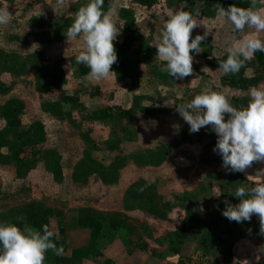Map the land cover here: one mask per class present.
<instances>
[{
  "label": "crops",
  "instance_id": "crops-1",
  "mask_svg": "<svg viewBox=\"0 0 264 264\" xmlns=\"http://www.w3.org/2000/svg\"><path fill=\"white\" fill-rule=\"evenodd\" d=\"M180 4L186 11L200 8L201 16L196 18L200 25L192 32L208 31L214 45L212 55L195 58L191 76L176 80L160 70L163 62H155L157 49L151 46L149 40L143 41L145 44L141 46L142 37L137 33L135 22L129 26L121 13L130 8L123 7L118 13L119 18L114 21L119 24L121 20L125 28L124 35H119L116 42L133 39L125 53L128 59L125 70L113 71L107 79L95 81L79 73L75 59H68L61 66L64 80L59 90L49 98L76 106L81 104V108L87 110L97 102L98 95L116 93L120 101L114 107L99 104L94 109V112L101 113L97 123L102 127L110 122L115 136V145L105 152L116 156L115 163L110 166L104 164L103 169L114 168L119 178L115 183L106 182L102 177L100 179L105 186L116 185L120 190V194L114 196L117 202L116 213L121 214L119 218L122 215L124 218L125 214L121 212L124 194L138 201H149V197L139 196L152 193L149 187L164 185L162 192L158 190V197L150 200L167 207L165 218L180 217L179 226L183 227L182 230L191 231L197 236L195 243L185 242L193 246L190 249L203 252L204 247L198 246L197 241L200 234H205L208 238L205 241L206 249L211 254L201 258L197 253L187 254L185 248L189 247L172 250L170 242L162 245L151 234H141V237L132 229L123 230L118 223L124 225V220L112 223V234L108 233L105 224H102L100 231L94 227H82L78 224L82 219L77 217L76 211H71L56 226L53 222L57 218L44 211L50 215L51 224L56 227L53 238L55 243L63 247L61 255L49 250L44 264H200L202 260L210 264H254V259L257 260L256 264H264V234L260 231V225H255L257 215L253 214L251 221L238 223L222 214L226 207L225 201L240 202L234 199L238 197H233L237 187L251 186L254 181L264 182L255 177L257 169L264 168V161L254 162L243 173L228 172L222 166L220 155L213 151L217 136L211 126L191 133L189 124L176 106L193 99L206 85L224 93L234 106H246L249 88L264 84V66L258 64L254 55L234 77L231 74L225 75L219 70V61L227 58L226 47L233 39L226 34L215 41L213 30H219L217 26L223 18H217L213 0L210 6L201 0H187ZM238 34L241 37L245 31ZM249 74L257 76L251 83L247 81ZM99 165L102 168V164ZM124 179L129 180L127 185L122 184ZM114 198L111 194L101 196L102 201L113 202ZM80 208L84 210L91 207ZM253 232H259L261 240L251 241ZM239 237L241 242L238 241ZM241 245L245 246L242 247L244 251ZM236 249L241 250L242 254L238 250L241 258H238ZM218 250H227L225 263H221L220 257L213 256Z\"/></svg>",
  "mask_w": 264,
  "mask_h": 264
},
{
  "label": "rangeland",
  "instance_id": "rangeland-1",
  "mask_svg": "<svg viewBox=\"0 0 264 264\" xmlns=\"http://www.w3.org/2000/svg\"><path fill=\"white\" fill-rule=\"evenodd\" d=\"M201 1L209 6L212 3V0ZM136 2L105 0L104 10L114 5L113 18L118 19L121 8H130L121 13L129 26L135 22L143 47V41L152 43L160 36L168 14L179 10L181 4L176 0H158L148 7ZM86 3L87 0H0V7L7 8L12 15L9 24L0 25V222L25 221L30 211H48L51 216L59 218L53 222L59 226L60 220H64L71 211H76L81 221H101L107 226L109 234L113 229L112 223L124 220V225L118 223L123 230L132 229L141 237V234H151L162 245L170 242L172 250L189 247L185 248L187 254L197 253L201 258L207 257L211 252L206 249V235L200 234L197 241L198 246L204 247L203 252L190 249L193 246L187 243H195L197 236L191 231L182 230L180 217L165 218L167 207L150 200L158 197L157 193L164 190V185L148 188L155 195L139 196L149 197L146 198L149 201H138L124 194L121 207L124 218L123 215L119 218L121 214L116 213L114 196L120 194V190L116 185L105 186L100 179L102 177L106 182L115 183L119 178L114 168L103 169L104 164L110 166L115 163L116 156L105 153L115 145V136L110 122L102 127L97 123L101 113L94 112V109L99 104L114 107L120 97L116 93L98 95L97 102L87 110L82 109L81 104L76 106L49 98L63 82L57 76L62 63L75 59L83 50V41L77 38L69 42L65 32L73 22L75 13ZM116 25L120 29L119 35L123 36L125 28L121 20ZM217 27L219 30H213L215 41L226 34L233 40L240 37L239 32H233V25L226 18ZM254 32L255 29H245V34ZM258 35L264 39V32ZM192 55L194 63L202 53ZM235 75L231 74V77ZM249 75L247 81L251 83L257 76ZM10 120L17 124H11ZM122 182L127 185L129 180ZM110 194L113 202L101 200L102 195ZM234 199L240 201V198ZM238 203L231 201V204ZM85 206L91 208H80ZM147 216L150 218L146 219ZM254 222L260 225L258 216ZM251 236V241L261 240L259 232H253ZM242 247L245 246L241 245V250ZM238 250L236 254L241 258V250ZM226 252L218 250L213 256L220 257L223 263ZM252 262L256 264L257 260ZM200 264L210 262L202 260Z\"/></svg>",
  "mask_w": 264,
  "mask_h": 264
},
{
  "label": "clouds",
  "instance_id": "clouds-1",
  "mask_svg": "<svg viewBox=\"0 0 264 264\" xmlns=\"http://www.w3.org/2000/svg\"><path fill=\"white\" fill-rule=\"evenodd\" d=\"M104 3L105 0H87L65 32L67 41L77 38L83 41V50L75 56V62L85 65L90 70L88 77L95 81L107 79L118 60L115 41L120 29L113 18L114 5L105 11ZM249 3L248 8L236 4L216 8L217 18H226L233 25V32L244 33L246 27L255 29L254 33L228 43L227 58L219 61V70L225 75L239 73L255 53H264V39L258 35L264 32V0H249ZM200 16L199 7L194 11L181 7L170 12L160 36L151 44L157 49L155 62H163L160 70L176 80L192 75V53L203 51L201 43L208 31L191 38L193 29L200 25L196 19ZM11 17L7 8L0 7V25L9 24ZM248 96L247 105L238 108L224 93L206 85L193 99L176 105L191 133L211 126L217 136L213 151L220 155L228 172L243 173L254 162L264 161V84L251 86ZM255 177L264 180V168L257 169ZM234 195L240 202L225 201L222 214L238 223L251 221L256 214L264 234V182L239 186ZM55 235L48 224L38 230L26 222L23 227L0 222V264H44L49 250L56 255L63 253V247H58L53 239Z\"/></svg>",
  "mask_w": 264,
  "mask_h": 264
},
{
  "label": "trees",
  "instance_id": "trees-1",
  "mask_svg": "<svg viewBox=\"0 0 264 264\" xmlns=\"http://www.w3.org/2000/svg\"><path fill=\"white\" fill-rule=\"evenodd\" d=\"M176 1L181 3V2H184L187 0H176ZM137 2L142 3L143 5H146L148 7H151L154 4H156L158 2V0H137ZM232 4H236L237 6L243 7V8H248L250 6L249 0H213V9L216 10V8L218 6H222L224 8H227L228 6H230ZM197 34L203 35L204 33L192 32L191 38H194L195 35H197ZM132 41H133V39H130V40L123 42V43H118L115 41V48L117 51L118 60L116 63L113 64L112 69H111L112 71L125 70V68L128 64V59H127L125 53L130 48ZM201 47L203 50L201 53L204 57L212 55L214 45H213L209 35L207 36V38L204 41H202ZM255 57H256L258 64L260 66H264V53L257 52V53H255ZM78 65H79V73L82 76L88 75L90 70L83 64H78ZM57 76L59 77V79L64 80V72L62 70V67H61V70L59 71V75H57ZM5 109H7L8 112H11L8 107H6ZM13 117H15V116L13 115ZM10 123L11 124H17V123H15V121L12 122V120H10ZM232 178H236V177L232 176ZM86 220H87L86 221L87 223L85 221H81V224L87 225L89 227H94L98 231H100L102 229V223L101 222L94 220V219H90V220L86 219ZM25 222L32 225L33 227H35L38 230L41 229V227L43 225L48 224L49 228L51 230H53L54 232L56 231V227L51 224L50 215L44 211H30L27 213L25 221L16 220L14 223L20 227H23Z\"/></svg>",
  "mask_w": 264,
  "mask_h": 264
}]
</instances>
